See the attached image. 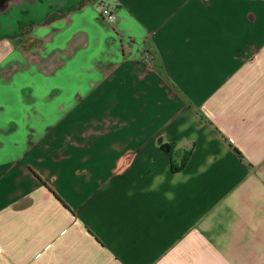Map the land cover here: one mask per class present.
I'll return each mask as SVG.
<instances>
[{
    "label": "crops",
    "instance_id": "1",
    "mask_svg": "<svg viewBox=\"0 0 264 264\" xmlns=\"http://www.w3.org/2000/svg\"><path fill=\"white\" fill-rule=\"evenodd\" d=\"M103 1L0 0V264H264V0Z\"/></svg>",
    "mask_w": 264,
    "mask_h": 264
},
{
    "label": "trees",
    "instance_id": "2",
    "mask_svg": "<svg viewBox=\"0 0 264 264\" xmlns=\"http://www.w3.org/2000/svg\"><path fill=\"white\" fill-rule=\"evenodd\" d=\"M175 142H162L161 143V147L163 149H165L172 157V167L173 169L177 170L181 167H183L187 161H188V158L191 154V149H187L183 155H182V158L180 160V162H176L173 158V154H174V147H175Z\"/></svg>",
    "mask_w": 264,
    "mask_h": 264
},
{
    "label": "built area",
    "instance_id": "3",
    "mask_svg": "<svg viewBox=\"0 0 264 264\" xmlns=\"http://www.w3.org/2000/svg\"><path fill=\"white\" fill-rule=\"evenodd\" d=\"M101 14L105 19L109 21H115L116 19L115 12L109 7L106 6L102 7Z\"/></svg>",
    "mask_w": 264,
    "mask_h": 264
},
{
    "label": "rangeland",
    "instance_id": "4",
    "mask_svg": "<svg viewBox=\"0 0 264 264\" xmlns=\"http://www.w3.org/2000/svg\"><path fill=\"white\" fill-rule=\"evenodd\" d=\"M10 1H13L14 2V1H17V0H10ZM76 1L77 2H75V3H82L84 1H89V0H76ZM99 4L101 5V10H102V7H104V6L109 7V6H107L106 2L103 1V0H99Z\"/></svg>",
    "mask_w": 264,
    "mask_h": 264
}]
</instances>
